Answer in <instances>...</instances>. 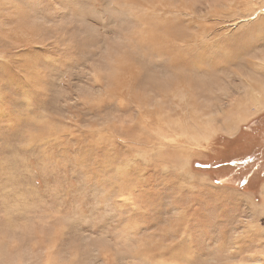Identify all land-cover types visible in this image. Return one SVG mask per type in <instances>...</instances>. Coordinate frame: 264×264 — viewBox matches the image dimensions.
Here are the masks:
<instances>
[{"label":"rangeland","instance_id":"374dc122","mask_svg":"<svg viewBox=\"0 0 264 264\" xmlns=\"http://www.w3.org/2000/svg\"><path fill=\"white\" fill-rule=\"evenodd\" d=\"M238 1L0 0V264H264V180L204 169L264 112Z\"/></svg>","mask_w":264,"mask_h":264},{"label":"trees","instance_id":"16d2710c","mask_svg":"<svg viewBox=\"0 0 264 264\" xmlns=\"http://www.w3.org/2000/svg\"><path fill=\"white\" fill-rule=\"evenodd\" d=\"M264 132V112L254 117L248 123L241 125L236 136L221 138L220 145L213 156L217 161H206L204 169H208L217 184L235 186L244 190H253L264 180L263 144L258 146ZM261 141V140H260ZM257 163V165H256ZM263 165L251 173H240L242 170ZM203 168V167H202ZM257 188V187H256Z\"/></svg>","mask_w":264,"mask_h":264},{"label":"bare ground","instance_id":"6f19581e","mask_svg":"<svg viewBox=\"0 0 264 264\" xmlns=\"http://www.w3.org/2000/svg\"><path fill=\"white\" fill-rule=\"evenodd\" d=\"M245 1H247V0H245ZM234 2H239L238 0H234ZM264 2V0H262V3ZM262 3H261V5H262ZM254 6V5H253ZM253 8H255V7H253ZM252 7H250L249 9H247V14H246V16L247 17H251V16H254V14L256 13V12H258V11H260V10H262V9H260V8H255V9H253ZM246 11V10H245ZM211 29V28H210ZM218 50V49H217ZM238 53V52H237ZM189 56H191V55H189ZM173 60V59H172ZM228 60V59H227ZM226 61V60H225ZM232 61V60H231ZM174 62H176V59H175V61H173V65L175 66V64L176 63H174ZM191 62V61H190ZM190 62H188V63H190ZM195 64H196V62H195ZM220 63H218L217 65H219ZM171 65H172V63H171ZM196 65H199L198 63L196 64ZM184 66H186V64L184 65ZM220 66L221 67H223L222 66V64H220ZM171 69H173L172 70V74H174V76L175 77H178V78H180V77H182V78H184V76H182V74H181V71L182 70H180V71H178L177 70V68L175 67H173V68H171ZM170 69V70H171ZM189 73V72H188ZM185 79V78H184ZM184 79H183V81H184ZM186 81V80H185ZM184 83H186V82H184ZM164 84V83H163ZM162 85V84H161ZM182 97V96H181Z\"/></svg>","mask_w":264,"mask_h":264},{"label":"snow or ice","instance_id":"6c2138e0","mask_svg":"<svg viewBox=\"0 0 264 264\" xmlns=\"http://www.w3.org/2000/svg\"><path fill=\"white\" fill-rule=\"evenodd\" d=\"M158 259H160V258H158ZM151 264H157V261H156V260H153V261L151 262Z\"/></svg>","mask_w":264,"mask_h":264}]
</instances>
